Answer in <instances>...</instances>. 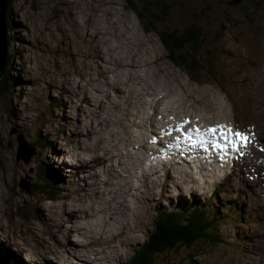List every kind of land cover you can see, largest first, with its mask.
I'll return each instance as SVG.
<instances>
[{
	"label": "rangeland",
	"instance_id": "374dc122",
	"mask_svg": "<svg viewBox=\"0 0 264 264\" xmlns=\"http://www.w3.org/2000/svg\"><path fill=\"white\" fill-rule=\"evenodd\" d=\"M132 1L140 7L148 2H161L166 12L162 15L164 25L170 30L184 33L195 26L201 39L202 69L191 76L186 69L172 63L159 36L147 32L128 0H13L8 5L9 61L3 78L9 69L16 82L11 91L0 97V249L10 251L13 259L21 258L24 264H89L88 261H94V254L98 255L101 250L96 246L102 232L93 233L89 228L85 233L78 232L70 237L67 231L80 224L74 222L73 207L80 204V197L84 196L88 185L94 188L98 182L99 196L96 194L94 198L96 209L99 205L105 206L106 196L103 194L100 199V191H105L100 178L107 176L102 170L100 174V169L96 173L88 172L83 165L87 155L83 154L82 147L92 145L95 138L100 137L99 132L102 138L107 137L103 126L110 121L113 125L116 121L113 114L119 119L125 117L128 108L119 99V93L128 91L130 97L132 90L139 91L142 87L135 85V71L134 77H124L126 88L120 87L121 84L118 90L110 87L115 83L116 72L122 73L119 66L128 63L130 56L138 55L135 60L144 64L138 69L140 76L153 77L155 83L158 79V85L165 88L160 94L165 100L166 93L176 94L177 105L191 111L201 105L197 99L192 100L196 106L188 101L190 96H198L203 101L207 97L212 106L221 110L220 113L216 110L218 115H214L218 122L226 124L224 129L248 134L252 139L258 133L255 142L258 171L264 175V0ZM145 100L152 102L148 97ZM116 103L124 106L125 111ZM128 104L134 106V122H126L136 135L132 137L130 133L127 137L139 143L144 139L150 150L161 149L160 141L164 136L156 132L161 133L159 130L162 129L155 132L148 121L154 111L148 108L140 112V106L145 107L146 103L139 105L136 97ZM160 105L158 107L156 102L155 108L163 109ZM172 110L177 109L173 107ZM166 117L177 122L175 113L170 112ZM156 121L162 123L164 117L157 116ZM197 128L188 130L197 131ZM92 133L96 136L94 139ZM221 137L227 142L224 147L230 145L235 152L237 147L231 138L229 141L223 135ZM22 140L33 149L28 163L23 159L18 161ZM38 142L40 146L34 147ZM121 147L126 151L125 146ZM98 148L89 149L87 154L90 156L86 159H97L101 151V147ZM127 152L135 153V150L129 148ZM233 155L235 153L232 158ZM243 155L249 161L250 155ZM126 157L124 153L123 157L113 159L120 161L117 170L122 174L121 163ZM237 158L244 159L241 153ZM179 161L188 163L183 158ZM130 162H134L133 159ZM248 166L250 161L245 167ZM90 167L94 166L87 165ZM42 168H52L58 187L54 196L36 188L38 192L33 190L28 194L21 188L22 183L42 185L44 179L47 180ZM138 168L137 165L131 168L135 178L140 177L139 171L144 173L141 167ZM195 168L199 173V167ZM159 169L160 189L148 196L152 197L150 201L143 199V192L139 194L143 202H135L141 204V210L128 208L131 226L115 232L113 240L116 241L108 244L114 245L110 256L114 259L106 263H128L149 241L155 232V220L162 212L184 208L190 200L192 203L203 202L218 193L221 202L236 205L234 216L221 218L217 230L225 244L202 247V243L192 252L185 250L157 258L155 264H189L192 260L197 264H264V184L255 182L249 170H240L237 165L239 177L231 171L225 183L224 180L219 185L213 183L207 192L199 195L202 192L188 188L192 186L190 175L189 181L181 180V188L178 186L179 190H174L167 185L169 182L176 184L172 177L177 180V175L171 172L167 176V170H171L166 164H161ZM120 173L116 185L131 183V178L124 180ZM163 186L166 191L161 193ZM204 186L205 183L199 188ZM91 208V205L84 207L83 217H90ZM96 214H99L97 210ZM58 216L64 222L63 227L56 224ZM124 232L126 235L122 237ZM86 234L88 237L93 234L95 238L91 235L92 238L87 239ZM70 239L71 243L81 245L75 252L69 250V254L74 252L71 257L66 253L69 249L66 242ZM102 247L105 248V244ZM0 256L9 259L1 253ZM9 262L13 264L10 259Z\"/></svg>",
	"mask_w": 264,
	"mask_h": 264
},
{
	"label": "bare ground",
	"instance_id": "6f19581e",
	"mask_svg": "<svg viewBox=\"0 0 264 264\" xmlns=\"http://www.w3.org/2000/svg\"><path fill=\"white\" fill-rule=\"evenodd\" d=\"M109 25L112 27V23H109ZM137 56L138 55L130 56L131 60L128 63L122 64L119 66L120 69L122 70V73L119 74L116 72V75H114L115 83L113 82V85H110V87H112L114 90H118L120 87H123V86L125 87V85H123L124 77H127V76L134 77L133 71H135L136 73L135 85L136 84L142 85V87L139 89L141 93L137 90H132L131 92L132 96L129 97L128 91L127 93H124V94L120 92L119 99L123 100V102L127 105L126 108H128V111L124 114L125 117L123 119L117 118L115 114L112 115L116 117L117 122L116 121L113 122V125L117 128L116 131H115L114 126L111 125V121H110L108 125L105 124L103 126L105 128L104 132L107 133V137L102 138L101 132H99L100 137L99 136L96 137L95 134L92 133L93 139H94V136L96 137L93 142L94 144L92 143V145L88 144L86 147H82V149L85 150L83 154L87 155L88 157L90 156L89 154H87V152H89V149L96 150L98 147H101L100 148L101 151L99 152L100 156L97 159H94L95 158L94 157L92 160H87L86 159L87 156L84 157L83 165L84 167H86V169L89 170L88 172L90 173L91 172L96 173L97 169H100V174L103 173L108 178V179L104 178L103 176L100 178L102 182L104 183L103 188L105 189V191L99 190L100 192H102L100 193V197H101L100 199L102 200L103 194L104 196H106V198H104L105 206L104 204H103V207L99 205L100 208L96 209L97 204L94 198L96 197V194L99 196L96 190L98 187V182H96V187L94 188L88 185V188H85V193H84V196L88 198L84 196H82V198L80 197V204L76 207H73L74 213H76V217H75L76 219L74 222L75 223L79 222L80 224H76L74 228L69 229V230L65 227V230L66 231L68 230L67 232L70 234L69 235L70 237L78 234V232L82 233L85 230L88 231L89 228L93 230V231L89 230L93 233L95 232L97 233V231H99V233L102 232L100 235L102 238L100 237V239L97 241L98 244L96 246L97 248L99 247L101 250H99V252L97 253L98 255H96V253L94 254L95 259L94 261H91L90 259L88 261L89 264H110L106 262L111 260V258H113L110 256H111V251L113 249V247L111 246H114V245L108 246L109 242H112L113 237L115 236V232L117 230H126L128 229L129 226H131L132 222L130 221V217L127 214L128 208L130 207L129 209L132 210V207H134L135 211L141 210L142 208L140 206L141 205L140 203L143 202V199L145 198L146 201H150L149 199H151L152 197L150 198L148 196L150 194H153L154 192H157V190L160 189L161 187L160 171L161 170L159 169V166L161 164L162 165L166 164L167 168L171 170V171L167 170L168 171V174H166L167 176H169V174L172 172L174 173V175H177V178H178L177 180H175V177L173 176L172 180L176 181V184L169 182L168 185L165 184L167 185V187H169L170 189L179 190L178 186H180L181 188L180 181L181 180L184 182L189 181V175H190V185L192 186L191 187L188 186V188L192 189L194 192H197V190L202 192V193H199V195L207 192V190L210 188V186L213 183L214 184L216 183L217 185H219L223 180H224L223 183H225V181L229 178L231 171L232 173L235 172L236 173L235 175L239 177L237 175L239 171L238 169L236 170L237 165L240 168V170H244V169L249 170L250 175L252 176L251 178H254L255 182H258V184L259 183L264 184V175L259 174V171H258L260 167L258 164V157H257L258 151L255 145V142L259 134L257 133V136H255L254 139H252L251 136L246 134L245 136L247 137V144L246 146L244 145V147H242L239 139L235 138L233 136V133L228 132V129H224L226 124H223V122L217 121V116H215V115H218L216 113L217 109L211 105L207 97L206 99L204 98V101H203V99H201L198 96H195L196 98L193 96H190V100L188 101L192 102V100L197 99L200 102L199 105H201L200 107H196L194 110H191V111H185L182 109V106L177 105V102H175V100H177L176 94H171L170 92L166 93V100H165L164 97L160 96L162 91L163 92L165 91V88L158 85V79H157V83H155L153 77H149L148 75H146L145 77H142L138 74V69L144 66V64L140 61L135 60V57ZM140 58L141 57H139V59ZM135 61L138 63L137 65ZM120 84L122 86L119 87ZM142 93H144L143 97H142ZM132 97H136L139 105L146 103L145 107L140 106L139 108L140 112L148 108L154 111L153 116L152 117L150 116L148 121H150V125L154 127L153 129L155 130V132L158 130V128L162 129V130H159L162 134L159 132H156L158 133V135L164 136L163 138L164 140L162 139L163 142L160 141V143H162L161 149L150 150L147 147V143L144 141V139L141 143H139V142H135L133 138L130 140L129 137H127V136H130V133L132 137L136 135V131H134L130 126H128L126 122V120L134 122V119H133L134 118V113H133L134 106L132 107V105L128 104V101H131ZM147 97L152 99L151 103H148L145 100ZM156 102H157L158 107L161 104L160 106L161 107L163 106L164 108L156 109L155 108ZM193 104L195 105V103ZM116 105L118 107H121L118 103H116ZM173 107L176 108L177 110L173 111L172 110ZM121 108L125 111L124 106H122ZM170 112H172V114L175 113V118L177 119L176 123H173L170 120V118L166 117L168 116ZM220 112L221 110L219 111V113ZM108 114H111V113H108ZM209 114H211L210 115L211 117L210 116L207 117V115ZM160 115L164 117V121L162 123L156 121V117ZM172 119L175 120L174 118ZM194 126L198 127L197 128L198 130L196 129L197 131L191 132L188 130L189 128H192ZM213 128L217 129V132L215 135H213V133L210 131V129H213ZM221 130L228 133L227 139L229 141H230V138L232 141L233 139H236L237 144H239L240 146L239 151L236 149V151L233 152V148L229 147L230 145L222 149L225 144L227 145V142H225L222 139ZM251 133L253 132L252 131L249 132L250 135ZM140 134H142L143 137H146L143 134V132H140ZM188 134L190 136H187ZM192 135L195 139L189 140L188 137H192ZM223 137L225 136L223 135ZM93 139H90V141L92 142ZM158 139H159V136H158ZM212 142H216L217 147L221 149L218 150L216 148H212L211 147ZM121 145L125 146L126 151L121 150L122 148ZM192 145L194 147H192ZM129 148H134L135 153L127 152V149ZM124 153H126L127 157L125 160H122V163H121L122 168H123V174H122L119 172V170H117V166L120 163V161L116 159V162H115L113 159L116 158V156L123 157ZM162 153L164 154L161 155ZM233 153H235V155H233L234 159L231 157ZM238 153H241L242 158H244L243 153L252 156V157L248 156L250 158L249 159L250 166L248 167L252 169V171L256 172L257 174L256 176L253 174V172L249 168L245 167L246 165L249 164V161H246V158L244 159L237 158ZM183 155H187V157L184 158ZM167 158H169L170 160H167ZM181 158L186 160L188 163H185V162L181 163L179 161L181 160ZM189 158L192 160L190 161ZM132 159L134 162H130ZM239 160L240 162H238ZM194 164L195 166L199 167V173H197ZM87 165L94 166V167L93 168L90 167L92 168V170H90V168H87ZM134 165H137V169H139L138 167H141L142 171L144 172L143 174H141V172L139 171L140 177L138 178H135L134 173L131 172L132 171L131 168ZM242 167H245V168H242ZM101 170H102V173H101ZM119 173L123 177L124 180L131 178L130 179L131 183H129L126 186H122L120 184L116 185V178ZM150 177H152L151 180H148V178ZM135 179L137 180L135 181ZM203 183H205L204 188L203 187L199 188ZM227 187L226 189H229ZM229 187H231L230 184H229ZM164 188L165 186H163L162 188L163 191L161 193L166 191L164 190ZM109 191H113V192L111 193ZM142 192H143V199L141 200L139 194ZM182 192L185 193L184 190H182ZM234 192L235 191H233V194ZM240 194H243V193H240ZM253 198L254 200H256L257 197L255 196ZM211 199L215 201V198L212 197L208 200H204L203 202L204 203L210 202ZM90 201L92 202L89 204ZM135 201L136 202L141 201V202L136 203ZM192 204L193 203L190 200L187 205L191 206ZM221 204L227 206L223 202H221ZM88 205L89 207L90 205L92 206L91 210L88 213L90 216L89 218H87L86 216L83 217L82 215L84 213L83 212L84 207ZM93 210L95 213L92 212ZM96 210L97 212H99V214H96ZM183 210H185V208L181 207V209L167 211L166 213L168 212L173 213L174 211L182 212ZM67 218H71V216H67ZM57 219H59V221L57 220L56 224L58 226L61 225V227H63L64 222L60 221V219L62 218L58 216ZM125 233L126 232L121 234V236L124 237L126 235ZM86 235H87V239L94 237L93 234H89L90 235L89 237H88V234ZM111 236L112 238H110ZM115 241L116 240H113V242ZM76 243L78 242L76 241ZM79 244L80 243L78 244L71 243V239L68 242H66V245L69 246V249L67 251L65 250L66 253H68V256L70 255L71 257V255L77 249L81 248V245ZM102 244L103 245L105 244V248L102 247ZM70 249L72 251L74 250L72 254L71 253L69 254Z\"/></svg>",
	"mask_w": 264,
	"mask_h": 264
},
{
	"label": "trees",
	"instance_id": "16d2710c",
	"mask_svg": "<svg viewBox=\"0 0 264 264\" xmlns=\"http://www.w3.org/2000/svg\"><path fill=\"white\" fill-rule=\"evenodd\" d=\"M128 1L132 2L131 10L139 17L147 32L156 33L159 36L172 63L186 69L191 76H194L195 73L202 69L200 66L201 39L195 26L184 33L170 30L164 25L165 20L162 15L166 12L162 9L161 2H148L143 7H140L137 4H133L132 0ZM139 2L141 3V1ZM10 39L12 40L13 38L10 37ZM14 78V75L8 69L7 75L0 80V97L14 88L16 82ZM38 145L40 146L39 142L37 145L34 144V147ZM45 166L47 165L45 164ZM51 169L45 170L42 168L48 181L44 179L42 185L32 186L33 190L41 191L42 189L46 194L55 195L58 187L57 183L55 184L56 178ZM214 198L215 201L211 199L207 203L200 202L193 203L191 206L187 205L182 212H162L158 219L155 220V232L149 241L129 260L128 264H155L158 260L157 258L171 255L172 253L178 254L185 250L192 252L202 243V247L225 244L220 231L217 232V230L221 218L223 220L229 216H234L236 205L226 203L227 206L222 205L220 194L218 193ZM0 253L8 257L13 264H24L21 258L13 259L8 250L0 249ZM189 264L197 263L192 260Z\"/></svg>",
	"mask_w": 264,
	"mask_h": 264
},
{
	"label": "water",
	"instance_id": "95a60500",
	"mask_svg": "<svg viewBox=\"0 0 264 264\" xmlns=\"http://www.w3.org/2000/svg\"><path fill=\"white\" fill-rule=\"evenodd\" d=\"M239 2V1H237ZM10 0H0V80L3 78L4 73L7 67L8 60V25H7V15H8V5ZM33 152L32 147L25 141H21L20 152L18 156V161L25 160L29 162L31 160V152ZM21 188L26 191L28 194H32L33 188L32 185L28 183H22ZM0 264H11L9 259L5 260L0 256Z\"/></svg>",
	"mask_w": 264,
	"mask_h": 264
},
{
	"label": "snow or ice",
	"instance_id": "6c2138e0",
	"mask_svg": "<svg viewBox=\"0 0 264 264\" xmlns=\"http://www.w3.org/2000/svg\"><path fill=\"white\" fill-rule=\"evenodd\" d=\"M210 131L213 133V135L216 134L217 132V129L213 128V129H210ZM228 132H231V130L229 129ZM227 134L226 132H224L223 130H221V135H224L226 138H227ZM233 136L237 139H239L240 143L241 144H244L246 146L247 144V137L243 134V133H240V132H235L233 133ZM232 143L237 147V150L239 151V144L236 143V139H233Z\"/></svg>",
	"mask_w": 264,
	"mask_h": 264
}]
</instances>
